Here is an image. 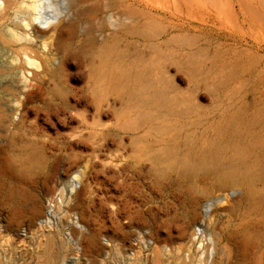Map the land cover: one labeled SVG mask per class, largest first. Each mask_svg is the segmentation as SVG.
Masks as SVG:
<instances>
[{
    "label": "rangeland",
    "instance_id": "rangeland-1",
    "mask_svg": "<svg viewBox=\"0 0 264 264\" xmlns=\"http://www.w3.org/2000/svg\"><path fill=\"white\" fill-rule=\"evenodd\" d=\"M0 142V264H264V0H0Z\"/></svg>",
    "mask_w": 264,
    "mask_h": 264
},
{
    "label": "bare ground",
    "instance_id": "bare-ground-1",
    "mask_svg": "<svg viewBox=\"0 0 264 264\" xmlns=\"http://www.w3.org/2000/svg\"><path fill=\"white\" fill-rule=\"evenodd\" d=\"M32 10H34V11H36V10H38V8H39V5H34V6H31L30 7ZM47 19H49V18H47ZM37 20H41V22H43V24H41L40 23V25L42 26V25H45V26H42V27H36V26H32L31 27V29H32V31H31V33H42V34H47V33H50L51 31H52V27H51V25H50V23H49V21L48 20H43L42 18H37ZM38 28H40V29H43V31H40ZM2 149H3V144H2V142H0V161L1 162H4V165L9 169L10 167H9V163H8V161L7 160H5L3 157H2Z\"/></svg>",
    "mask_w": 264,
    "mask_h": 264
},
{
    "label": "water",
    "instance_id": "water-1",
    "mask_svg": "<svg viewBox=\"0 0 264 264\" xmlns=\"http://www.w3.org/2000/svg\"><path fill=\"white\" fill-rule=\"evenodd\" d=\"M205 207V206H204Z\"/></svg>",
    "mask_w": 264,
    "mask_h": 264
}]
</instances>
